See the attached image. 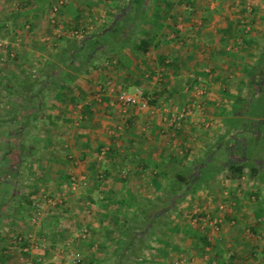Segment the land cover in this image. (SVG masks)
<instances>
[{"label": "crops", "instance_id": "obj_1", "mask_svg": "<svg viewBox=\"0 0 264 264\" xmlns=\"http://www.w3.org/2000/svg\"><path fill=\"white\" fill-rule=\"evenodd\" d=\"M54 1L0 0V34L15 54L0 62L1 99L6 91L18 96L17 85L29 79V66L33 64L28 59L29 52H33L36 42L40 44L57 33L46 16L57 2ZM62 1L55 21L66 25V30L71 29L72 36L73 30L79 28L83 30L82 37L93 33H104L106 37L112 31L126 42L116 51L94 55L86 67L88 76L78 75L68 90L65 87L58 93L44 92L43 108L46 102L58 107L56 112L48 105V128L54 127L58 114L55 126L62 130L55 140L47 135L41 138L56 144L55 148L65 147L73 153L77 191L71 192V163L59 154L60 149L50 154L56 157L58 152L55 159L59 160L61 171H23V157L18 162L12 149L5 150L4 145L13 143L11 129L7 138H0V215L16 205L22 212L28 207L37 209L35 205L45 207L35 224L50 244H44L41 251L48 264H66V256L59 253L58 247L66 254L67 250L81 251L86 264H114V258L120 255L135 258L130 252L134 244L127 245L130 236L126 223L141 228L151 224V232L143 239L149 245L146 249L152 246L147 253L153 259H141L144 248L136 258L139 262L232 264L228 257L231 251V258L235 257L239 264H264V242L252 235L264 232V214L258 216V200L250 199L255 184L245 181V173L239 179H227L229 184L212 188L201 184L181 199V187H173L176 173L203 171V161L219 163L227 157L229 152L220 147L221 142L225 144L230 127L226 119L233 115L243 118V96L264 94V88L254 93V79L264 78V72L258 76L252 70L258 65L264 67V0H141L131 10L127 6L131 0ZM143 11L146 20L141 19ZM57 36L54 44L59 48L54 54L74 41ZM96 58L104 62L100 67L95 65ZM43 59H49L48 55ZM107 81L121 84L128 91L142 88L151 98L149 107L122 106L114 94L106 92ZM99 92L101 98L94 99ZM72 97L79 113L68 125L65 121L69 115L65 112L71 105L61 99ZM85 98L88 101L82 102ZM9 100V104L0 103V113L6 114L0 117V128L20 126L12 117L17 111L16 100ZM26 105V110H35L32 103ZM183 108L190 113L173 122ZM33 123L26 126L33 127ZM72 125L74 131L67 133V127ZM236 131L241 133L242 129ZM27 140L28 137L22 139L24 144ZM233 153L234 157L238 154ZM259 154L264 156V150ZM223 167L219 171H227ZM24 176H29L26 183L31 182L25 202L18 200L19 179ZM43 188L46 191L41 195ZM259 190L254 196L264 192ZM46 197L54 199L55 204ZM183 198H187L186 205H182L186 209L185 221L180 219L178 210V200ZM165 209H169L168 213ZM17 212L9 213L12 224L23 221ZM165 224L169 228L187 224L192 231H165ZM157 225H161L158 230ZM82 229L87 230L86 238L73 237V231ZM121 229H126V234ZM9 238L0 232V261L22 264L19 254L6 249ZM249 253L257 259H249Z\"/></svg>", "mask_w": 264, "mask_h": 264}, {"label": "rangeland", "instance_id": "obj_2", "mask_svg": "<svg viewBox=\"0 0 264 264\" xmlns=\"http://www.w3.org/2000/svg\"><path fill=\"white\" fill-rule=\"evenodd\" d=\"M54 2H56V0ZM131 14H132V11H131ZM49 15H50V17H49ZM46 16H47V19H49V21L51 20L49 23L51 25H53L52 26L53 30H57V33L56 34H52V36H50V38H48V39L41 40L40 44L38 42H36V45H34V47L32 49L33 52H31V53L29 52L28 59H31V62L33 61V64H32V66L31 65L29 66V71H28L29 74L28 75L29 76L32 75V77H33V75H36L39 70H41L43 68V63L46 61V60L43 59V57L44 56L47 57V55H48V58H49V53H52L55 50H58V48H59L58 44L57 43L54 44V42H56V40L58 38V36H57L58 34H60L63 38H65L68 41H69V39H72V38L74 39V41L80 40V39H82V36L84 35V34H82L83 30H81V28H79V29H74L75 31L73 30L74 34L77 33L78 36H75V35L72 36L71 33H70L71 29L66 30V25L61 24V22L55 21L56 20L55 19L56 15H53L52 11H48ZM145 18L148 19L146 11H143L142 14H141V19L146 20ZM64 26H65V28H64ZM105 35H106V37L102 36L101 42L102 43L105 42V45H108L107 48L111 47V49H112L115 46L114 47L115 50H117L119 48V46H121L123 43H125L124 41L126 40V39H122L120 36H118L117 33L112 32V31L107 32ZM107 40H110V41H107ZM0 41H1V46H0V57H1V59H0V62L4 63L5 60L7 61L8 58H10V57L14 58L13 55H15V54H14V52H12L11 48L6 46L7 43L4 42V39L1 36V34H0ZM109 44H110V46H109ZM36 52L43 53L44 55H42V56L40 55V57L39 56L36 57V55H35ZM100 56L102 58H104L103 55H100ZM105 56H106V54H105ZM96 59H97V62H96L95 65L100 67V64L102 63V60L100 58H96ZM13 62H15V61H13ZM8 67L11 68L12 67L11 64H9ZM104 67H107V66L104 65ZM17 69L19 70L20 68L17 67ZM88 71L89 70L85 68L84 71L81 74L82 75L85 74V76L86 75L88 76V74H89V73H87ZM103 72H104V70H103ZM20 73H21V70H20ZM7 75H12V73L9 74V72H7ZM110 79H112V78H110ZM53 81H54L55 84H63L62 78L59 75H56L55 77H53ZM254 81H255L254 82L255 83L254 93L258 94L259 92H262V90L264 88V83L261 80H259L258 78L254 79ZM69 88H70V86H69V84H67L66 85V89L68 90ZM73 88L75 89V86H73ZM120 88L124 89L121 84H116V83H113L112 81H107L106 82V89L105 90H106V92L108 94H114L115 97H117V93H118V90ZM250 90H251V88L247 92L248 94H249ZM247 93H246V95H247ZM50 94L53 95V93H51V92H50ZM100 94H101L100 92L98 94H96L94 96V99L101 98ZM19 95L14 97V95H10L9 92L6 91L5 95L2 96L3 97L2 99L5 100V101H1L2 99L0 98V103L4 102L5 105L9 104V101H10L9 99L11 97H12V100L19 101L20 96H21V95L20 96ZM13 98H16V99H13ZM50 98L51 97H49V99ZM87 99L88 98L82 99V102L86 101ZM243 99L244 100L246 99L249 102V103H247L245 105V108L249 112L248 115L249 116H251L253 114L256 115L257 107L260 104L259 101L262 99V97L260 95L253 96L252 94L251 95L249 94V96H246V97L243 96ZM55 100L56 99H54V101ZM61 100L63 101L62 103L68 102V105L69 104L71 105L70 109H66L65 113L68 114L69 116H67L65 123H67L68 125L70 123L73 124L74 121H75L76 112L79 113L78 111H76L77 107H75V103L71 100V98H69L67 100L62 98ZM44 101H45V97H44ZM46 101H48V100H46ZM117 102L120 104V102L118 101V97H117ZM55 103H58V101H55ZM35 104H36V102L32 103V105L34 106V109L36 108ZM48 105H50L51 108H56L55 109L56 112L58 111L57 110L58 107H54L55 104H53L51 102H46V107L45 108H43V107L40 108V110L37 112V118H36L35 122L33 123L34 126L33 127L29 126V128L26 127L25 129H21L19 137H18V135L17 136H12L11 139H12L13 143L10 144L9 146L4 145L5 146V150L12 149L14 151V149L18 146L19 138L21 137V138L26 139V137H28V140L26 141L27 143H25V147L22 150L23 160L21 161V166L23 165L22 170L25 171L26 173H27V171H33V172H35V171H61V169L59 167V160H56L55 158H57L59 154L63 155L66 158L67 163H69V161L71 163V166H70L71 170H69L68 176L70 177L71 183H75L73 186L72 185L70 186V189H72L71 187H74L71 190V192H74V191H77V189H78V185H79L78 182L79 181L77 180V177L72 172V167H74V164H75L74 163V155H73V153L72 152H67L68 149L65 148V147H62V150H61L60 147L59 148H55L56 144H53V143L48 144L45 141H43V139L41 138V136H43V135L46 136L47 135V136L52 137V139L55 140V138L58 137L59 131L62 130V128H56V126H55V125L58 124V120H59L57 118L58 114H55L56 118H54V120H55L54 127L51 126L52 128H50V129L48 128V125L46 123V121L48 120L47 116L49 114L48 110L50 109V107ZM51 105H53V106H51ZM58 106H59V103H58ZM5 115L6 114H4V113H0V117L4 118V117H6ZM242 122H246L247 123V120H243ZM62 124H63V122L60 125H62ZM16 128H17V126H13L11 128H10V126L1 127L0 128V138H3V139L7 138V133L10 132L11 129H12V131H14ZM259 128H261L260 134L263 137L259 138L258 141L254 143V146L251 145L250 153H252V155L253 154L256 155L257 152H261L262 153V150H264V126H261ZM51 130H54V132H51ZM73 131H74V126L73 125L67 127V131H66L67 133L68 132H73ZM69 134H71V133H69ZM8 139H10V137H8ZM59 149L61 151H59V154H58V152H56L57 153L56 157H54L53 154H50L52 151H54V150L58 151ZM52 153H54V152H52ZM67 153H69V155H71V156H67ZM257 154L259 155V159L261 157L260 160L262 161V162H260L258 160L257 164H259V166H262V164L264 165V157L261 156L259 153H257ZM232 155L234 156V153H232ZM232 155L230 156V158L238 160L239 154H236L235 157H232ZM227 158H229V157H227ZM70 163H69V165H70ZM61 165H63V164L61 163ZM21 166L19 167V169H21ZM11 167L12 168L14 167V170L16 169V164H13V161H12ZM19 169H18V171H19ZM212 171H217V170L213 169L212 166H208L207 168H204V170H203V172L207 173V174H208V172L211 173ZM260 171H264V169L262 168V169H260ZM171 172H174V171H171ZM180 172H182V173L184 172L185 173L187 171H180ZM194 172H196V171H192L190 173H194ZM245 175H246V177H245L246 180L245 181H247V183H248V181H252L255 184L254 188H253L254 192H252L251 195H256L255 192H256V190L258 191V188L260 190H264V184H263L262 181H260L258 179V177H253L252 178L249 175V172H248L247 169L245 170ZM29 176L28 177L24 176L21 179H19L21 188L19 186L20 191L18 192V200H22L24 202H25V200H24L23 197H25V194H28V190L29 189L27 187H28V185L31 184V182L30 183H26L27 182L26 180H29ZM204 182H206V183H204ZM204 182H203V185H205V184L208 185V186L210 185L211 188L213 186H217V184L221 185V184H229L230 183L226 179L225 173L223 172V170L220 171V172L214 173L211 177L207 178ZM66 183L68 184V182H66ZM40 184H42V183H40ZM67 184H64L63 187L65 188ZM193 186H195V185H193ZM0 189H1V192H2V189H3L2 185H0ZM43 189H44V191H41V192L39 191V193L41 195L45 194L46 190H45V188H43ZM59 189H60V184H59ZM213 189H215V188H213ZM260 195H261V198H259ZM259 196H257V197L255 196V200L256 201L258 200L257 204L259 203L260 205H262L264 207V201L262 200L263 197H264V192L260 193ZM47 199H49V197ZM183 199L184 200H180V201L178 200L179 209H178V207H177V209L180 210V213H181V218L180 219L182 221H185L186 220V216H183V215H186V209L184 208L185 206H182V205L183 204L186 205V203H187L186 199L187 198H183ZM49 200H50V202H52V204H55V202H56L52 198L49 199ZM191 202H192V200H191ZM35 206L37 207V209H35L34 207H28V209L23 210V212L19 209V207L17 205L16 206H12L11 208L5 209L6 211L8 210L9 212H5L3 214L4 216L0 215L2 217L1 219H2V222H3L2 226H0L1 227L0 228L1 229L0 232L3 233L7 238L10 237L9 238V242H7V248L6 249L10 250V251H12V252H14L16 254H19V256L22 259V264H24L27 260H29L31 262V264H48L49 263L48 259H45L43 257V255H42V253H41V251L45 248V247H43V245L46 244L48 242V240H47L46 237L42 236L43 234L41 233V231L38 230V228H37V226L35 224V222H39L40 221L39 218L41 219V215L44 213L45 207L44 206L41 207V205H40V207L38 208V205H35ZM175 210L176 209H174V211ZM11 211H12L13 214H15L18 211L17 212L18 214H16V215L20 216L23 221H18L19 223L12 224V222L10 220L11 219L10 218V214H9ZM180 219H179V221L181 222ZM10 225H13L12 228L9 227ZM160 228H161V225H157L156 226L157 230L160 229ZM165 231H166V229H165ZM72 234H73V237H76V238L81 237L82 239H84L83 237H85V238L87 237L86 236L87 230H85V229H82V231H78V230L76 231L75 230V231H73ZM26 235H27V237H29L28 238V242H26V243H29V246H27L28 247L27 251L19 249L21 247L26 246L25 244L19 245V247H17V248H13V247L9 248V246L11 245V241L13 239H15L16 237H19V236H26ZM1 243L2 242L0 241V246L2 245ZM48 245H50V244H48ZM142 249H140V250L136 249L134 254L135 255H140V253L142 252ZM145 249H146V247H145ZM145 249H144L145 253L148 254L147 252L149 251L150 248L146 249V250ZM58 250H59V253L62 251L65 254V256H66L65 263L66 264L68 263L66 261L67 260L69 261L68 253L70 251H78V252H80L82 254V252L79 251V250H67V254L64 252V250L61 247H58ZM248 252H249V249H248ZM137 258H139V256H137ZM37 259H39V261ZM115 259L116 258H114V261H115ZM69 263H70V261H69ZM122 263L123 264H147V261H140L139 262L138 260H136V257L133 258L131 256H127V257H124V259L122 260ZM0 264H4V263L0 261Z\"/></svg>", "mask_w": 264, "mask_h": 264}, {"label": "trees", "instance_id": "obj_3", "mask_svg": "<svg viewBox=\"0 0 264 264\" xmlns=\"http://www.w3.org/2000/svg\"><path fill=\"white\" fill-rule=\"evenodd\" d=\"M140 1L141 0H131V3L127 5L129 7V10H131L132 6L134 7V5H138ZM102 36H104V33L103 35H101V33H93L88 36L82 37V39L80 40L68 42L55 54L53 52L49 53V59H47L43 63V68L39 70L36 75H33V77L32 75L29 76V79L24 80L20 85H18V95L20 94L21 96L19 95V101H15L17 103V111L16 113H14L13 111L12 117L20 122V126L12 131L13 136L18 135L19 137L20 130L25 129L28 122H35L37 118V112L40 110V108L43 107L44 104L45 91L54 90V93L63 91L67 84L73 82L77 78V76L80 75L84 71V69L89 66V63L93 61L94 55L116 51L114 49L115 46L112 49L111 47L107 48L108 45H105V42H101ZM124 42H126V40ZM124 44L125 43L119 46V48H121ZM143 51H145V48H143ZM259 64H262V62H259ZM252 70L255 75L260 76L261 72H264V67H260L258 65V67H255V69L253 68ZM246 71L250 73V70H248V68L246 69ZM58 74L61 75L63 84L54 83L53 77ZM259 80L263 82L264 78H259ZM260 96L262 97V99L259 101L260 104L257 107L256 115L253 114L249 116L248 110L246 108H242L241 112L243 114V118H238L233 115L231 119H226V123L230 127L225 136V144L221 142L222 144L220 147L229 152L227 154V157L229 158H222V160H219V163L213 160H211V162H202L204 166H212V168L216 169L217 171H212L211 173L208 172V174L204 173L203 171H196L194 173H190L192 171H187L185 173H176L175 180L173 181V187H175V185L176 187H181V193L178 196V199H181L187 192L193 191V189H196L198 186L203 184V182L207 178L211 177L214 173L220 172L219 170L223 165V168L227 170L223 172L225 173V177L228 180L233 181L235 179H239L245 173V169H247L249 175L252 178L258 177V179L264 184V171H260V169H264V165L262 164V166H259V164H257L258 160L262 162L260 160L261 157L259 159V155L257 154L259 152H257L256 155H252V153H250L251 145L254 146V143L262 137L260 134L261 128L259 127H261L262 124L264 125V94L261 93ZM71 100H74V98L72 97ZM244 101L245 105L249 103L246 99ZM33 102H36L35 110H26V104H31ZM243 120H247V123L242 122ZM239 128L242 129L241 133L236 131ZM22 139L23 138L21 137L19 138L18 146L13 151L18 162L22 160V150L25 147L24 141H22ZM233 152H237L239 154L238 160L230 158ZM232 157L234 156L232 155ZM7 195L8 193H6V196ZM9 198H12V195L9 194ZM23 198L24 200H28L26 196ZM262 200L264 201V197ZM168 210L169 209H165L164 212L168 213ZM257 214L258 216L264 214V207L259 203L257 206ZM124 226H127L129 230V232H127V235L130 236L127 245L134 244V248L130 252L134 253L136 249L140 250L149 246L146 245L147 243H145V239L143 238L144 235L148 231H150L151 224H145L143 225V228L137 227V225L134 223H126L124 224ZM164 228L170 231L183 232L185 234L192 231V228L187 224H175L172 228H169L168 225L165 224L163 225V229ZM124 230L121 229V232H125L126 234V231ZM137 256L140 257V255H135L136 258ZM231 256L228 257L230 258L229 260L232 261V264H239L238 260L235 259V257L231 258ZM146 257H148L149 259H153L152 255L146 256L145 252H143L141 255V259H144ZM247 257L251 260L257 259L254 253H249ZM123 259L124 257L120 255L118 259L116 258L114 264H122Z\"/></svg>", "mask_w": 264, "mask_h": 264}, {"label": "built area", "instance_id": "obj_4", "mask_svg": "<svg viewBox=\"0 0 264 264\" xmlns=\"http://www.w3.org/2000/svg\"><path fill=\"white\" fill-rule=\"evenodd\" d=\"M63 3L62 0H58L56 3L53 4L51 11L53 13V15H55L56 11L58 10V8L61 6V4ZM73 35L78 36L77 33ZM0 46H1V41H0ZM117 97H118V101L120 102V104L124 107L129 106V105H133V106H137L139 109H147L149 107V101H150V97L147 96L144 92V90L140 87H136L133 89V91H128L126 89H119L118 93H117ZM190 113L189 109L183 108L180 113H178L177 115L174 116L173 118V122L174 120H178L181 117L187 115ZM75 183H71V185L73 186ZM72 189L74 187H71ZM251 200H255V196L251 195L250 197ZM220 222V220H219ZM254 236H256L258 239L262 240L261 242H264V232L259 231L257 233L252 234ZM28 238L27 235L26 236H19L16 237L15 239H13L11 241V245L9 246V248H17L19 247V245L25 244L26 246L19 248L20 250H28L29 243L28 242ZM152 248V246L150 247ZM233 254V252H229L228 256H231ZM148 255L150 256L151 253ZM68 259L70 261L71 264H86L83 260V256L80 252L78 251H70L68 253ZM39 261V259H37ZM24 264H31V262L29 260H27ZM257 264V263H255Z\"/></svg>", "mask_w": 264, "mask_h": 264}]
</instances>
